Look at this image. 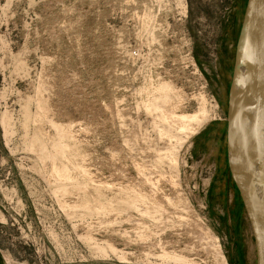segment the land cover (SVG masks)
<instances>
[{
  "label": "rangeland",
  "instance_id": "1",
  "mask_svg": "<svg viewBox=\"0 0 264 264\" xmlns=\"http://www.w3.org/2000/svg\"><path fill=\"white\" fill-rule=\"evenodd\" d=\"M247 0H0V264H256L226 114Z\"/></svg>",
  "mask_w": 264,
  "mask_h": 264
},
{
  "label": "water",
  "instance_id": "2",
  "mask_svg": "<svg viewBox=\"0 0 264 264\" xmlns=\"http://www.w3.org/2000/svg\"><path fill=\"white\" fill-rule=\"evenodd\" d=\"M233 98L244 120L242 127L232 126L236 111L231 107ZM226 124L228 140L231 134L245 165L241 178L232 175L250 225L256 264H264V0H247L245 4L235 44ZM229 156L233 166L231 153ZM257 189L261 201L255 211Z\"/></svg>",
  "mask_w": 264,
  "mask_h": 264
},
{
  "label": "bare ground",
  "instance_id": "3",
  "mask_svg": "<svg viewBox=\"0 0 264 264\" xmlns=\"http://www.w3.org/2000/svg\"><path fill=\"white\" fill-rule=\"evenodd\" d=\"M231 107L236 110L235 113H234V117L232 119V126L233 128L237 127V126H240L242 127L244 125V120L243 118L241 117V114L240 112L237 111V108H236V103H235V99L233 98L231 100ZM228 143H229V146H230V153H231V159L233 160V166H232V173L235 177V179H239L241 178V174H242V170L244 172V168H245V165H244V161L242 159V157L237 153V148L236 146L234 145V138L233 136L230 134L229 135V140H228ZM244 174V173H243ZM244 178H242L243 180ZM255 200L253 203V210H257V208H259V201H261V196L259 194V190H255Z\"/></svg>",
  "mask_w": 264,
  "mask_h": 264
}]
</instances>
